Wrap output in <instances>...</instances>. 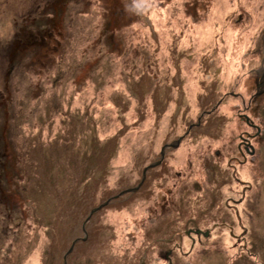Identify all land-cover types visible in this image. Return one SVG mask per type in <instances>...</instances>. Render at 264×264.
Instances as JSON below:
<instances>
[{"label": "rangeland", "instance_id": "obj_1", "mask_svg": "<svg viewBox=\"0 0 264 264\" xmlns=\"http://www.w3.org/2000/svg\"><path fill=\"white\" fill-rule=\"evenodd\" d=\"M263 70L264 0H0V264H264Z\"/></svg>", "mask_w": 264, "mask_h": 264}, {"label": "flooded vegetation", "instance_id": "obj_2", "mask_svg": "<svg viewBox=\"0 0 264 264\" xmlns=\"http://www.w3.org/2000/svg\"><path fill=\"white\" fill-rule=\"evenodd\" d=\"M35 22H36L35 20L32 21V23H30V25L31 24H35ZM27 25L28 24H24V26L21 27V31H19L16 34V35L19 34L20 37H22V38H20V42L19 43L17 41H15V47L13 48V53H12L14 55L17 52H19V48H17V47H19L20 45L24 44L25 40L27 39L28 36H29V39H27V42H30V43H37L38 42L39 43L40 41L43 42L47 35L51 36V34H52V33H50L51 31H46V32H44L46 35H44L43 30L41 28H37V26L31 27V29L26 30L25 26H27ZM38 38H40V39L38 40ZM13 58H14V56H13ZM258 78H259V83L257 84V86L259 87V86L263 85L262 87L264 88V70H263V73L260 72V75L258 76ZM259 90H261V89H259ZM251 145L252 144H251L250 138H249L248 141H244V150L245 151L242 152V154L244 156H246L247 153H251V152L254 153L255 150L251 149Z\"/></svg>", "mask_w": 264, "mask_h": 264}, {"label": "water", "instance_id": "obj_3", "mask_svg": "<svg viewBox=\"0 0 264 264\" xmlns=\"http://www.w3.org/2000/svg\"><path fill=\"white\" fill-rule=\"evenodd\" d=\"M262 92H264V89L258 91L257 94H259V93L261 94ZM162 154H164V151L162 152ZM159 162H161V161H159ZM159 162H158V163H159ZM156 164H157V163H156ZM153 165H154V164H151V165H149L148 167L153 166ZM148 167H145V169H144V171H143V178H145V172H146V170H147ZM143 178H142V179H143ZM141 184H142V183H140L138 186L128 188V189L122 191L121 193L135 191V190H137L138 188H140V185H141ZM98 208H99V207H95V208H93L92 211H91L90 213H93V212H94L95 210H97ZM90 216H91V214H89V216L87 217L86 222L89 220ZM83 229H84V233H85V237H84V238H87V235H86V229H85V224H84V226H83ZM191 232H195L196 234H198V233H200V234H202V233H203V234H208V233H209L208 231H202L201 229H194V230H191V229H190V230L187 231L188 234H191ZM76 240H77V239H76ZM73 243H75V242H73ZM73 245H74V244H73ZM73 245H72V247L70 248L69 251L72 250Z\"/></svg>", "mask_w": 264, "mask_h": 264}, {"label": "trees", "instance_id": "obj_4", "mask_svg": "<svg viewBox=\"0 0 264 264\" xmlns=\"http://www.w3.org/2000/svg\"><path fill=\"white\" fill-rule=\"evenodd\" d=\"M36 23H37V22H35V24H31L30 26H29V25L25 26V27H26V30H29V29H31V27L36 26ZM23 26H24V25H23ZM23 26H22V27H23ZM18 32H19V31H18ZM50 33L53 34V32H50ZM52 34H51V35H52ZM48 37H51V36H48V35H47V38H48ZM20 38H22V37H19V38H18L17 40H15V41H17V42L19 43V42H20ZM44 42H45V40H44L43 42L40 41L39 43L37 42V43H34V44H37V45H39V46L41 47L42 44H43ZM23 43H24V42H23ZM17 48H19V50H22V49H23V44L20 45V46L17 47Z\"/></svg>", "mask_w": 264, "mask_h": 264}, {"label": "bare ground", "instance_id": "obj_5", "mask_svg": "<svg viewBox=\"0 0 264 264\" xmlns=\"http://www.w3.org/2000/svg\"><path fill=\"white\" fill-rule=\"evenodd\" d=\"M262 90V89H261ZM258 91H260V90H258ZM242 183H245L243 180H242Z\"/></svg>", "mask_w": 264, "mask_h": 264}]
</instances>
